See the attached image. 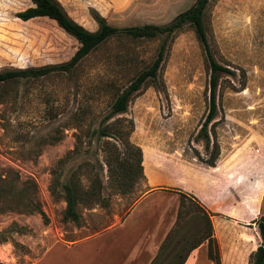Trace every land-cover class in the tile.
<instances>
[{
    "label": "rangeland",
    "instance_id": "1",
    "mask_svg": "<svg viewBox=\"0 0 264 264\" xmlns=\"http://www.w3.org/2000/svg\"><path fill=\"white\" fill-rule=\"evenodd\" d=\"M58 1L93 30L90 10L118 27L164 24L194 0ZM29 5L0 0V70L63 62L77 47L52 20L15 16ZM202 24L212 57L234 72L217 75L207 149L197 132L207 112L209 70L189 25L172 35L156 82L109 119L110 102L150 64L159 38L113 36L68 71L0 85V264H28L53 241L68 242L118 221L148 188L147 177L165 186L167 174H182L188 162L206 165L212 141L225 162L264 154V0H208ZM128 120L132 130L125 136ZM105 127L114 135L100 137ZM130 144L140 149V169ZM66 182L77 194L75 222L63 216ZM189 196H180L179 218L156 264H168L203 231L206 207ZM243 198L221 199V209Z\"/></svg>",
    "mask_w": 264,
    "mask_h": 264
},
{
    "label": "crops",
    "instance_id": "2",
    "mask_svg": "<svg viewBox=\"0 0 264 264\" xmlns=\"http://www.w3.org/2000/svg\"><path fill=\"white\" fill-rule=\"evenodd\" d=\"M222 158L220 151L213 166L190 161L182 174H167L165 186L156 176L147 177L148 188L118 221L68 242L53 241L28 264H150L175 224L181 194L193 195L213 213L211 233L220 264H247L259 242L253 220L264 215V154L228 162ZM230 196L245 199L221 209V199ZM252 197L255 205L249 203ZM182 264H213L206 242L191 249Z\"/></svg>",
    "mask_w": 264,
    "mask_h": 264
},
{
    "label": "trees",
    "instance_id": "3",
    "mask_svg": "<svg viewBox=\"0 0 264 264\" xmlns=\"http://www.w3.org/2000/svg\"><path fill=\"white\" fill-rule=\"evenodd\" d=\"M30 5L24 9L17 11L15 16L26 21L35 17H46L52 20L64 33L71 36L76 42L77 47L73 54L65 61L53 64H45L41 66H28L23 68H10L0 70V85L11 80H17L21 78H37L46 75L52 71H68L73 68L82 58H84L89 52H91L96 46L105 41L106 39L113 36H123L129 37L131 39H147V38H159V43L156 47L155 54L150 64L145 68L139 70L128 83L119 90L112 101L109 104V109L105 115L106 119L112 116L123 114L126 112L127 103L130 98L138 92L143 86L148 84V82H156L158 69L164 59L168 44L172 35L180 30L184 25H189L199 42L204 56L207 68L209 70L208 79V106L207 112L203 121L200 123L198 128V134L202 136L203 145L207 149L209 146V137L207 134V125L213 119L216 113V101H215V91L217 86V75L219 72H224L233 75L234 72L229 70L226 66L218 63L212 57L209 45L206 39L204 27L202 24V14L203 10L207 4L208 0H194L186 9L175 14L168 22L164 24H154V23H143L140 25L131 26H114L109 24L103 16L94 10H90V16L95 22V29L88 30L81 24L73 20L63 9L57 0H29ZM213 123V122H212ZM211 123V125H212ZM111 126L108 125V128ZM110 129V128H109ZM132 130V121L128 120L127 125L123 129V134L126 136ZM120 129L116 130V133ZM99 136L108 138L114 133L107 129V127L99 130ZM133 150V165L137 168H141V152L138 146L130 144ZM212 149L210 151L209 157L204 160V163L209 166L214 165V161L218 155V147L215 141H212ZM118 155V153H116ZM115 155V157H117ZM106 166L109 168L111 164L108 160L105 161ZM131 171V168L127 172ZM122 180H116L117 183H121ZM63 188V199L65 202V207L63 210V216L71 221H77L79 213L76 209L78 199L77 194L73 186L69 183H64ZM185 197L183 194L180 195ZM182 200L178 206V211L176 215V221L179 218V213L181 211ZM202 219L204 221L203 231L199 232L197 239L190 241L187 245H184L175 252L173 259L168 264H182L186 258L188 252L196 247L202 241L206 242V256L210 259L213 264H220L218 248L215 239L212 237L211 233V222L209 214L206 210L201 213ZM256 224L259 242L255 249L251 251L248 255L247 264H264V215H259L253 220ZM174 228V227H173ZM170 230L168 235H170ZM167 235V237H168ZM166 237V238H167ZM166 240V239H165ZM164 240V241H165ZM164 242L159 248V252L163 246ZM158 252V254H159ZM158 256L150 264L158 263Z\"/></svg>",
    "mask_w": 264,
    "mask_h": 264
}]
</instances>
